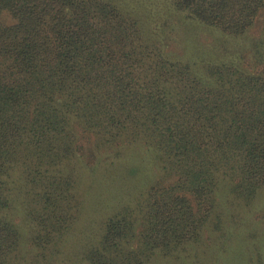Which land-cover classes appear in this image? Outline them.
<instances>
[{"label":"trees","instance_id":"trees-1","mask_svg":"<svg viewBox=\"0 0 264 264\" xmlns=\"http://www.w3.org/2000/svg\"><path fill=\"white\" fill-rule=\"evenodd\" d=\"M120 1L0 0V264L22 246L14 175L32 244L46 249L79 216L80 169L114 173L127 146L156 150L162 179L106 216L90 264H145L198 239L221 184L251 203L264 188V74L249 66L264 40L245 55L240 43L264 0H172L224 41L200 58L171 47L176 27L143 20L145 2Z\"/></svg>","mask_w":264,"mask_h":264},{"label":"rangeland","instance_id":"rangeland-1","mask_svg":"<svg viewBox=\"0 0 264 264\" xmlns=\"http://www.w3.org/2000/svg\"><path fill=\"white\" fill-rule=\"evenodd\" d=\"M122 1L145 2L136 9L144 16L143 20L159 24L166 21L173 28L176 27L177 33H170L169 27L165 34L174 36L171 47L186 57L200 58L208 54L206 44L223 47L221 44L224 41L217 39L216 34H210L216 32L214 29L186 19L183 14L173 10L172 0H121V4ZM152 13L157 16L154 17ZM202 27L205 29H201ZM225 36L221 34L220 37ZM257 40H264V12L250 34L240 40L245 47L242 51L240 49L241 54L249 53L254 47L256 50L253 43ZM232 49H236V46ZM252 57L258 61L255 60V67L249 66L264 74V44L261 53ZM243 66L250 69L246 64ZM126 150L114 173L112 170L106 172L99 164L101 161L92 163L94 170H79L82 198L79 216L69 232L52 244L51 248L40 249L32 244L34 228L20 204L22 198L17 192L19 175L11 178L15 186L11 192L12 200L18 201L19 205L17 211H11L10 216L22 230V246L15 264H90L86 259V252L95 247L103 234L101 224L106 216L116 212L123 204L137 206L138 200L144 199L150 187L162 179L157 152L151 151L155 149L139 144L129 145ZM94 171L96 172L91 173ZM169 182L170 180L167 183ZM231 189V181L221 184L215 208L197 240L184 243L170 253L157 248L150 255L148 253L149 256L146 255L145 264H264V188L256 203L234 196ZM249 205L257 208L251 215L247 214ZM141 225L138 223L136 237L131 243L134 249L142 245L139 238L140 231L143 230Z\"/></svg>","mask_w":264,"mask_h":264}]
</instances>
